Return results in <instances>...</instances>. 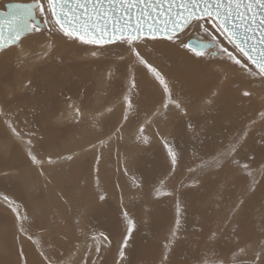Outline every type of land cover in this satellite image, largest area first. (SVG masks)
<instances>
[{"label": "rangeland", "instance_id": "rangeland-1", "mask_svg": "<svg viewBox=\"0 0 264 264\" xmlns=\"http://www.w3.org/2000/svg\"><path fill=\"white\" fill-rule=\"evenodd\" d=\"M9 2L28 0H3L0 8ZM55 39L51 49H47V55L44 54L46 49H40L47 43L43 36L26 40L23 56L16 49L0 53V102L5 111L14 114L17 124L21 125L22 120L36 126L38 122L43 124L38 132L46 136L33 138L34 150L41 158L47 160L51 156L54 161L51 165L45 163L41 174L29 158L25 144L11 135L0 118V194L15 200L21 212L27 213L33 235V240L20 235L14 214L0 203V264H45L41 251L74 264L79 259V256H73L74 245L84 242L83 232L88 233V242L94 246L100 242L102 251L98 264H115L119 259V243H122L128 226L122 215L124 209L129 210L135 221L132 238L125 250L130 264H159L170 229L175 226L178 200L182 228L177 233L178 240L171 245V264L190 262L194 252H206L207 264H217L219 259H231L232 252L237 250V242L244 246L262 239L244 238L253 228L264 231L263 193L260 191L253 197L264 185V174L260 171L264 167V125L258 129L262 131L260 135L254 134L259 121L255 124L245 121L238 125L239 128L217 133L220 126H227L222 119L226 113H233L239 99L246 102L243 117L254 119L260 102L264 104L261 95L253 92V98L243 97L239 78L220 58L206 56L201 61L191 54L165 50L166 45H159L164 48L165 55L161 56L159 49L156 55L167 74L170 73L166 67L171 64V58L166 54L188 61L184 64L182 61L179 76L172 81L188 115L171 112L166 120L161 118L159 121L160 137L153 135L149 143H141L135 136V114L130 115L131 123L124 121L121 100L134 74L140 117L143 118L145 110L153 108L160 93L147 69L140 66L129 70L119 59L121 50L117 48L93 56L90 46L78 42L73 46L59 36ZM61 41L62 46L59 45ZM188 68L192 72L182 78ZM250 82L264 90V84L259 80L250 79ZM85 86L90 90L88 98L83 96ZM209 99L211 103L207 102ZM70 104L89 111V116L77 123ZM218 111V115L215 114ZM93 117H97L110 133H115V129L124 124L118 134L123 138L114 136L110 148L99 149L101 159L98 164L97 152L82 151L86 142L94 140L97 134L99 125L93 127ZM244 128L248 129V135L237 150L236 159L241 165L249 164L252 176L227 163L196 177L188 172V167L195 166L194 161L199 163L197 158L215 155V151L221 145L226 147L232 137L243 135L241 130ZM161 137L181 157L174 173ZM28 138L25 135L24 139ZM204 144H209V148ZM198 145L204 146L200 148L204 154H200ZM245 146L251 151L241 153ZM120 152L125 153L131 169L127 176L124 174L125 161L117 162L116 155L120 156ZM70 155L73 158L66 159ZM132 175L141 188L135 187ZM161 181H164L163 186ZM172 182L176 187L171 188ZM157 189L161 190L159 196ZM166 192H172V195L163 194ZM241 200L244 203L239 212L232 215L231 209ZM101 232L109 236L111 245L103 242ZM212 232L216 233L215 239H210ZM93 235L97 241L91 240ZM52 242H55V251ZM92 258L96 259L95 256ZM244 258L254 259V256L250 254Z\"/></svg>", "mask_w": 264, "mask_h": 264}, {"label": "snow or ice", "instance_id": "snow-or-ice-1", "mask_svg": "<svg viewBox=\"0 0 264 264\" xmlns=\"http://www.w3.org/2000/svg\"><path fill=\"white\" fill-rule=\"evenodd\" d=\"M75 41L82 45L90 46L92 55L109 51L110 48H117L119 59L124 61L129 70L142 66L147 69L148 74L155 81L159 88V99L153 108L145 110L143 118L139 115L138 104L135 97L138 84L135 75L130 78L129 87L123 94L121 104L123 107V120L131 123L130 115L135 114L136 118V140L141 143H149L152 136L160 137L159 121L167 119L173 112H179L184 116L188 115L186 105L175 91V85L169 79L164 70L160 58L156 55L159 45H167L169 49L182 51L185 55L191 54L204 60L220 58L227 68L234 70V73L241 80H259L264 84V0H28L25 3L9 2L0 8V53H7L16 49L21 55L24 54L25 41L33 36H43L47 49H51L52 41L57 37ZM224 71V68H221ZM243 97H251L253 93L249 90L242 91ZM211 103V99L207 101ZM69 108L75 113L73 119L77 123L82 122L83 111L81 107L70 104ZM110 111V109H109ZM250 117V123L258 121L264 123V109ZM0 118L7 126L8 131L17 140L22 141L27 149V154L32 163L36 165L43 174L45 163H54L51 156L47 160L40 157L34 150L33 138L35 132L24 133L14 120V114L5 111L4 105L0 102ZM93 127L97 128L94 140L86 142L82 147L85 152H97L96 162L99 163L101 155L99 149L110 148L113 137L122 139L121 133L124 124L121 123L115 129V133L105 131L102 122L93 117ZM192 128V125H188ZM243 135H237L229 140L227 146L215 151V155L209 158H197L199 163L194 167H188V172L193 177L199 176L210 169L222 168L226 163L236 165L238 170L247 172L252 176L249 164H240L236 159L237 150L245 142L248 129L241 130ZM25 135L29 138L24 139ZM164 147L167 150L171 162V171L176 172L180 155L175 148L161 137ZM70 155L66 159L71 160ZM64 159V157H62ZM251 159V158H250ZM264 174V167L260 169ZM131 172L128 167V160H125L124 174ZM171 174V173H170ZM255 179V178H253ZM132 180L136 188L142 185L136 182L135 175ZM164 185V181H161ZM157 196L161 190L157 189ZM172 195V192L163 193ZM3 203L15 216L16 228L20 235L33 240L30 233L31 223L26 212H21L20 205L7 195L0 194ZM104 199L103 196L100 197ZM67 203V201H65ZM244 201L241 200L231 209V214L239 212ZM123 206V199L121 200ZM84 215L83 212L80 213ZM127 221L126 233L123 235L122 243H119V259L115 264H130L126 256V249L129 240L132 238L135 229V221L128 209L122 213ZM80 221L77 220V224ZM182 228L180 202L177 201V213L175 226L170 229V237L163 246V252L159 264H171V245L178 240L177 233ZM264 228V222H262ZM84 237L83 243L74 245L73 256H79L74 264H98L102 248L97 237L93 235L92 241H97L95 246L89 243L87 232L81 234ZM103 242L112 244V240L103 232L99 234ZM262 239L255 244L241 246L237 243L236 251L231 254L230 260L219 259L217 264H264V232ZM19 238V237H17ZM216 233L212 232L210 239H215ZM55 250V242H52ZM45 264H68L55 256H47L41 251ZM254 259H245L249 255ZM62 256L63 253H60ZM21 258L24 253L20 252ZM95 256L96 259L92 257ZM206 252H194L192 259L186 264H207Z\"/></svg>", "mask_w": 264, "mask_h": 264}, {"label": "bare ground", "instance_id": "bare-ground-1", "mask_svg": "<svg viewBox=\"0 0 264 264\" xmlns=\"http://www.w3.org/2000/svg\"><path fill=\"white\" fill-rule=\"evenodd\" d=\"M57 37H58V35H57ZM67 40V39H66ZM68 41V40H67ZM52 42H56V39H54ZM51 42V43H52ZM68 42H70L73 46H75V41H68ZM59 45L60 46H62V45H64V43H63V41H61V42H59ZM163 47H165L164 45H162ZM40 49L41 50H45L46 49V43L45 44H43V45H41L40 46ZM158 49L160 50V54H161V56H164L165 54H164V52H163V50H164V48H162V47H159L158 46ZM166 49H168V47H167V45H166V48H165V50ZM172 51H174V52H178L177 50H174V49H172ZM23 56V55H22ZM166 56L167 57H170L171 58V60H169V62H171V64L169 65V66H167L166 68H168L170 71V73L168 74V77H169V79L171 80V81H173V80H176L177 78H178V71L180 70V66H181V64H182V61H183V64H184V62H188V61H186V60H184V59H182V57H177V56H175V55H169V54H166ZM20 57H21V55H20ZM183 67V66H182ZM194 70V69H193ZM192 71L188 68L187 69V71L185 72V75L183 76L182 75V78H184V77H188L189 76V74L191 73ZM56 73V72H55ZM178 75V76H177ZM234 75V74H233ZM144 76V75H143ZM234 76H236V74L234 75ZM5 77V80H7V78H6V76H4ZM181 77V76H180ZM237 78H239L238 76H236ZM239 82H240V85H241V87H240V89H241V91L244 89H246V90H249V91H251L252 93L253 92H256V93H258L259 95H261L262 96V99H264V90H263V88H258L257 86L258 85H256V84H254V83H252V82H250V80H241L240 78H239ZM100 87V85H98V88ZM232 91V90H231ZM238 93V92H237ZM239 94V93H238ZM83 96H84V98H88V97H90L91 96V94H90V90L85 86V89H84V92H83ZM252 97V96H251ZM253 98V97H252ZM261 98V97H260ZM239 99V98H238ZM187 103H190V102H187ZM246 105V102L243 100V99H239V102L236 104V107L233 109V113L232 114H227L226 112H223L225 115H224V118L222 119L223 121H225L226 123H227V126H220L219 128H218V131H217V133L218 132H220V131H223V130H226L227 129V132L230 130V128H236L240 123H242V122H245V121H250V117L252 118V116H250V117H247V118H244L243 117V115H242V110H243V108H244V106ZM191 106V105H190ZM263 107H264V104L262 103V102H260V109L259 110H261V109H263ZM83 111V110H82ZM83 113H84V115H83V118L84 117H86L87 115L89 116V114H87V113H89V111H83ZM218 113H219V111L217 112V113H215V114H217L218 115ZM212 115H214V114H211V116ZM210 116V117H211ZM209 117V118H210ZM20 123H21V125L20 124H18V126H19V128L24 132V133H30V132H35L36 133V136L37 135H39V137H41V136H46V134H42V133H39L38 132V129L40 130V128L42 127V123H40V122H38V124H37V126L35 125V124H33V123H31V122H29V121H27V120H22V121H20ZM258 124H260V125H258ZM258 124H256L255 126H256V128H258V129H262V127H263V125H264V123H262V122H259ZM241 126H243V125H241ZM238 128H239V126H238ZM264 128V127H263ZM264 130V129H263ZM256 133H258V135H260V133H262V131H260V130H257V132ZM47 134H49V133H47ZM49 136V135H48ZM26 137H27V135H26ZM254 141V140H253ZM263 141V140H262ZM253 144V143H252ZM199 146V145H198ZM204 146H205V148H209V144H204ZM204 146L203 145H201V146H199L198 148H204ZM244 148H247V146H245ZM117 150L119 151V148H117ZM124 152H120V156H121V161L123 162V161H125L126 159H125V157H124ZM73 155V154H72ZM77 155V154H76ZM79 155V154H78ZM77 155V156H78ZM85 155V154H84ZM74 160H75V158H74ZM79 160V159H78ZM75 162V161H74ZM118 163H119V161H117ZM230 175V174H229ZM228 175V176H229ZM170 186H171V188H174V187H176V186H174L173 185V182L170 184ZM261 192L263 193L262 195H263V198H264V186L261 188ZM256 194L254 193V196H255ZM262 208V207H261ZM259 209V208H258ZM264 208H262V210H263ZM264 212V211H263ZM258 213H259V210H258ZM252 214V213H251ZM256 214V213H255ZM260 214V213H259ZM250 216V215H249ZM252 216V215H251ZM257 216V215H256ZM263 216V215H262ZM261 216V217H262ZM254 218H257V217H254ZM255 220V219H254ZM257 220V219H256ZM261 220V219H260ZM248 221H250L249 219H248ZM253 222V221H252ZM251 222V223H252ZM254 223V222H253ZM257 223V222H256ZM258 225V224H257ZM261 226V225H260ZM258 227H259V225H258ZM257 227V228H258ZM247 229V228H246ZM250 229V228H249ZM248 231V230H247ZM251 231V232H250ZM248 233V235L247 236H245V238L244 239H250L249 237H251V238H260L261 237V233L262 232H264L263 230H260V229H255V228H253V229H251ZM251 240V239H250ZM237 243H240V242H237Z\"/></svg>", "mask_w": 264, "mask_h": 264}, {"label": "crops", "instance_id": "crops-1", "mask_svg": "<svg viewBox=\"0 0 264 264\" xmlns=\"http://www.w3.org/2000/svg\"><path fill=\"white\" fill-rule=\"evenodd\" d=\"M237 76V75H236ZM248 80H250V79H248ZM246 81V80H245ZM258 125H260V124H258ZM257 126V125H256ZM256 126H255V128H256ZM257 130H258V128H256ZM257 130H254V134L257 132ZM199 151L201 150L200 148L198 149ZM251 151V148H244L243 150H241V153H244V152H250ZM200 154H204V152H201L200 151ZM116 157H117V161H119V162H122L121 161V156H118V155H116ZM240 184V183H239ZM264 185H262V187H263ZM261 187V188H262ZM261 188L258 190V191H256L255 192V196H253V197H256L257 195H258V193L261 191ZM254 195V194H253ZM252 201H253V198H252Z\"/></svg>", "mask_w": 264, "mask_h": 264}, {"label": "water", "instance_id": "water-1", "mask_svg": "<svg viewBox=\"0 0 264 264\" xmlns=\"http://www.w3.org/2000/svg\"><path fill=\"white\" fill-rule=\"evenodd\" d=\"M2 1H3V0H0V4H2ZM19 3H25V2H19Z\"/></svg>", "mask_w": 264, "mask_h": 264}]
</instances>
